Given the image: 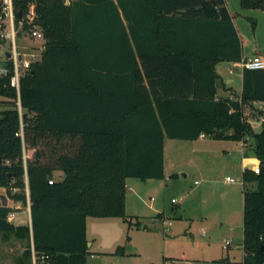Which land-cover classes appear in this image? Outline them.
<instances>
[{"label":"trees","instance_id":"obj_1","mask_svg":"<svg viewBox=\"0 0 264 264\" xmlns=\"http://www.w3.org/2000/svg\"><path fill=\"white\" fill-rule=\"evenodd\" d=\"M240 2L264 10V0ZM13 4L22 28L37 27L45 39L19 93L12 72L0 76V187L12 200L29 198L32 218L30 241V226L9 222L12 207L0 201V231L29 239L17 264H32V242L47 264H86L87 217L119 216L131 226L127 178H164L165 138L201 133L252 138L260 171L245 167L242 175L252 184L243 192L242 264H264V68L243 69L239 98L217 96L216 64L244 56L227 1ZM257 107L260 131L247 118ZM56 170L63 175L55 179Z\"/></svg>","mask_w":264,"mask_h":264},{"label":"rangeland","instance_id":"obj_2","mask_svg":"<svg viewBox=\"0 0 264 264\" xmlns=\"http://www.w3.org/2000/svg\"><path fill=\"white\" fill-rule=\"evenodd\" d=\"M227 2L244 41V53L264 56V10L245 8L240 0ZM34 28L23 29L22 23L16 26V42L18 50L40 58L45 39L33 36ZM10 42L7 39L0 45V67L6 64ZM230 66L229 61H221L217 71L224 82L234 77V82L226 83L238 91L240 78L229 72ZM220 80V93L231 95ZM3 100L0 96V109L6 105ZM262 116L257 107L247 117L255 131L262 128ZM243 150L236 140L209 135L202 139L168 137L165 177L128 178L125 209L134 223L130 226L119 216L88 217L87 234L93 244L86 264H165L168 260L176 264H242L243 192L252 186L242 177ZM247 155L255 156L253 150ZM61 176L54 172L55 179ZM227 176L236 180L229 181ZM1 192L6 194V188L0 187ZM26 207L22 202L15 211L24 217ZM24 220L30 221L29 217ZM229 238L231 244L224 247ZM28 243L27 237L0 231V264H17ZM118 246L123 249L118 251Z\"/></svg>","mask_w":264,"mask_h":264},{"label":"built area","instance_id":"obj_3","mask_svg":"<svg viewBox=\"0 0 264 264\" xmlns=\"http://www.w3.org/2000/svg\"><path fill=\"white\" fill-rule=\"evenodd\" d=\"M0 2L2 5V11H3V13L0 15L1 36L4 38L5 42L7 39H11L9 48L5 50V57L11 60L13 63L12 69L7 64H5L4 66H1L0 76H5V75H8L10 72H12V75L10 78V84L11 86L15 87L19 93L21 75L24 73L25 70H27L31 66V63L37 60L38 58H37L36 53H23L20 50H18V46L16 42L15 27L21 24L22 21L19 22L16 20L13 0H0ZM35 15H36L35 6L34 4H31L25 17L27 18L28 22H31L34 20ZM32 35L38 38H43L42 31L37 27H35L32 30ZM7 52H10L11 54L9 57L7 56ZM234 66H238L241 69L264 68V56L259 55V54H254L251 56H243V58L240 61L234 63ZM230 70L233 71V67H231ZM200 135L205 136L204 133H201ZM248 139L249 137H246V140H242V141L246 142ZM245 167H246L245 162H243V168ZM253 169L255 172H259L260 171L259 164L253 166ZM52 180L53 179H50V181ZM227 180L235 181L236 179L231 176H227ZM15 218H16V211L15 210L10 211L7 215V220L9 222H13ZM203 234H205V232H203ZM231 242H232L231 238L227 239L226 243L224 244V247H227L229 244H231ZM45 259H46L45 255H41L40 257L36 255L34 246L32 243V264H46ZM165 264H176V263L174 261L168 260V262ZM186 264H197V263L194 261H188Z\"/></svg>","mask_w":264,"mask_h":264},{"label":"crops","instance_id":"obj_4","mask_svg":"<svg viewBox=\"0 0 264 264\" xmlns=\"http://www.w3.org/2000/svg\"><path fill=\"white\" fill-rule=\"evenodd\" d=\"M227 1V0H226ZM227 4H228V2H227ZM237 26V25H236ZM41 53V52H40ZM254 54H259V53H257V52H254L253 54L251 53V54H249V55H247V54H245L244 53V56H251V55H254ZM259 55H261V54H259ZM263 56V55H262ZM221 62V61H220ZM220 62H218L217 64H216V66H215V68H216V71H217V67H218V65L220 64ZM231 63V66L229 67V72L230 73H236V75L237 76H239V78H240V86H239V90L237 91V88L235 87V86H233V85H229V84H227L226 82H228V83H231V82H234V80H235V78L234 77H228V79H227V81L226 82H224V80H222V78H221V75L218 73V71H217V73L219 74V78H218V81L220 80L221 81V85L223 86V88H224V90H228V91H230L231 92V95H228L229 97H231V98H239L240 97V93H241V90H242V71H243V69H239L238 71L236 70V67H238V66H234V63L235 62H230ZM231 67H233V71H231L230 69H231ZM219 85V84H218ZM217 96H225V95H223V94H221L220 93V91H219V89H218V94H217ZM226 97V96H225ZM206 137V135L205 136H199L197 139H202V138H205ZM167 138L168 137H166L165 138V145H164V155H165V168H166V166H167V155H166V142H167ZM230 140V139H229ZM237 143H240L241 144V146L243 147V151H242V153H243V155L242 156H244L243 157V162H245V165H246V167H250V168H253V166H255V165H257V162H258V159H257V157L256 156H252V155H247L248 154V152H251V150H253V147H252V145H251V139L249 138L246 142H243L242 140L241 141H237ZM256 163V164H255ZM243 170H244V168H243ZM54 172H58L60 175H63V172L61 171V170H56V171H54ZM130 178V177H129ZM127 181H128V178H127ZM2 189H4V187H1ZM2 194V192L0 193V195ZM0 201H1V199H0ZM21 201H15V200H12V199H10V198H8V205L9 206H11L12 207V210H15V208H20L21 207ZM26 211H27V213H26V216H24V217H21L20 215H18V212L16 211V221L15 222H13L14 224H21V225H23V224H26V225H29L30 226V229H31V221H32V218H31V207H30V200H29V198H28V200H27V207H26V209H25ZM25 217H29V219H30V221L28 222V223H26V220H24L25 219ZM89 217V216H88ZM88 217H87V220H88ZM87 229H88V223L86 224V234H87ZM30 237H31V241H33V237H32V229H31V232H30ZM87 239H88V245H89V247L93 244L91 241H90V239L88 238V234H87ZM33 243V242H32ZM230 245V244H229ZM242 247H243V245H242ZM243 259V258H242Z\"/></svg>","mask_w":264,"mask_h":264},{"label":"water","instance_id":"obj_5","mask_svg":"<svg viewBox=\"0 0 264 264\" xmlns=\"http://www.w3.org/2000/svg\"><path fill=\"white\" fill-rule=\"evenodd\" d=\"M17 16L18 17L21 16V10L17 12ZM10 55H11L10 52H7V56L9 57ZM0 199H1L2 205H4V206L8 205V197L5 193H2L0 195Z\"/></svg>","mask_w":264,"mask_h":264}]
</instances>
